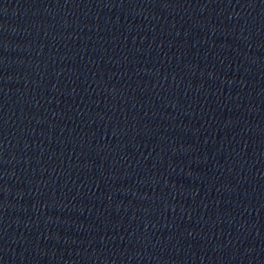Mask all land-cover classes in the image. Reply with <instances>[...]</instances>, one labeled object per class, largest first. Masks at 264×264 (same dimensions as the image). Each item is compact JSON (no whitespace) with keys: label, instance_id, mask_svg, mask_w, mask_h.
Masks as SVG:
<instances>
[{"label":"water","instance_id":"obj_1","mask_svg":"<svg viewBox=\"0 0 264 264\" xmlns=\"http://www.w3.org/2000/svg\"><path fill=\"white\" fill-rule=\"evenodd\" d=\"M0 264H264V0H0Z\"/></svg>","mask_w":264,"mask_h":264}]
</instances>
